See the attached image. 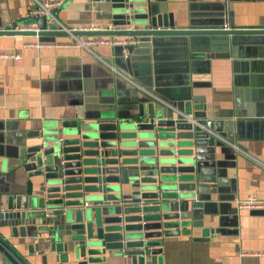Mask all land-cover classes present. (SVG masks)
<instances>
[{
  "label": "crops",
  "instance_id": "0c3cea01",
  "mask_svg": "<svg viewBox=\"0 0 264 264\" xmlns=\"http://www.w3.org/2000/svg\"><path fill=\"white\" fill-rule=\"evenodd\" d=\"M148 3L164 18L171 14L178 29L219 31L227 23L234 30H264V0ZM35 5L34 0H0V54H20L19 61L0 57V211L17 213L27 206L31 215L35 212L33 207L40 203L37 199L41 183L23 168L32 156L29 151L46 136L65 138L72 129L63 128L62 124L74 122L76 117L86 120L110 114L137 122L138 104L146 99L125 79L136 83L131 77L132 67L142 60L141 55L122 51L121 45H91L104 64L88 50L74 46V38L135 42L109 34L123 29L113 26L107 3L64 0L51 8L55 21L45 16L48 24L77 29L111 27V31H76L77 36L64 32L52 35L54 30L49 28L44 30L46 35L38 37L32 32H18L21 28H37L33 19L38 17L29 15ZM36 41L51 45L39 49L29 46ZM259 47L261 51L244 44L229 50L228 57L221 55L191 65L189 86L183 89L189 90L195 102L191 105L197 110L206 109L208 117L215 120L242 121L244 125L239 133L233 126L235 141L231 145L195 149L194 164L212 172L210 176L219 181V185L214 183L213 191L219 188L221 193L212 195L210 201H202L197 216L184 223L179 235L163 238L160 254L151 257V264H264V210L239 209L236 204L250 196L264 201V45ZM179 62L178 55L169 51L162 63L170 73H176L172 76L181 83L184 79L177 78ZM181 90L168 89L166 97L161 98L178 104ZM236 112H242V117L235 116ZM142 155L149 156L150 152L143 149ZM72 188L77 190L79 186ZM99 198L100 195L79 190L68 194L66 204L60 207L70 213L67 220H72L83 209V202ZM40 227L32 216L18 224L15 233L10 227L0 228V240L7 246L6 250L0 245V264H19L12 255L20 264L87 262V257L82 259L76 253L51 251L52 240L39 232ZM88 264L131 263L122 256L103 262L99 255Z\"/></svg>",
  "mask_w": 264,
  "mask_h": 264
},
{
  "label": "water",
  "instance_id": "95a60500",
  "mask_svg": "<svg viewBox=\"0 0 264 264\" xmlns=\"http://www.w3.org/2000/svg\"><path fill=\"white\" fill-rule=\"evenodd\" d=\"M100 1L108 4L113 26L123 29L109 34L135 39L120 50L142 56L134 62L131 77L168 105L144 94L137 122L106 114L63 123V128L72 131L65 138H43L23 164L29 176L41 183L39 206L33 207V215L27 206L17 213L0 214V228L10 227L15 233L18 224L35 216L42 225L39 232L52 240L51 251L76 253L82 259L87 257L88 263L101 255L103 262L122 256L131 264H151V257L160 254L163 238L179 235L184 223L197 216L200 203L221 193L219 188L213 191L219 181L210 176L212 172L194 164L195 149L231 145L235 141L233 126L239 133L244 125L242 121L215 120L206 109L191 105L195 102L189 90H183L189 86L191 65L227 56L229 50L244 44L261 51L264 30L178 29L171 14L164 18L148 0ZM33 24L40 36L47 34L46 28L54 30L52 35L60 33L45 16L34 18ZM169 51L178 55L181 83L162 63ZM176 87L182 89L178 104L162 99L168 89ZM143 149L150 155H142ZM73 186L79 189L73 190ZM79 190L100 198L91 202L95 206L82 209L87 212L81 210L76 219L67 220L70 213L60 206L66 204L68 194ZM0 245L7 250L1 240Z\"/></svg>",
  "mask_w": 264,
  "mask_h": 264
},
{
  "label": "built area",
  "instance_id": "2783aa9c",
  "mask_svg": "<svg viewBox=\"0 0 264 264\" xmlns=\"http://www.w3.org/2000/svg\"><path fill=\"white\" fill-rule=\"evenodd\" d=\"M63 1L64 0H56L53 2H39V1L34 0L36 5L34 8H32L30 10L29 15L31 17L49 16L51 19H53L55 21L54 17L52 16V14L50 12L51 8L58 7ZM57 27H58L57 31L64 32V33H67L70 35H72V33L76 32V31H111V27H108V28H100V27L94 28V27H92L89 29H77V28H65L61 24H57ZM221 30H223V31H238V30L231 29L227 23H225L223 25ZM17 31L18 32H32V33H34L35 37H38V33H39V30L37 28H21ZM74 40H75L74 46H78V47H81L83 49L88 50L89 53L95 59L101 61L104 64H105V62H103L101 60V58L90 49L91 45L107 44V45H111V46H119V45L123 46L125 44L134 43V42L124 43L121 40H86V39L81 40V39H76V38H74ZM50 45L51 44H49L48 42H41V41H36L33 44H29L30 47H33L35 49H39L42 47H49ZM0 57L11 58V59H14L15 61L20 60V54L19 53L0 54ZM109 68L112 71L116 72L114 70V68H112L110 66H109ZM125 79L130 85L137 88L141 93L150 95L151 97H153L155 100L159 101L160 103H163L164 105H168L165 102L161 101L160 99L154 97L152 95V93L146 91L142 86L137 84V82L135 83L133 80H130L128 78H125ZM255 162L259 163V165H263V164H260V162H258L256 160H255ZM141 204H142V202H141ZM236 204H237V207L239 209L264 210V201L257 200L256 198L251 197V196L246 198L245 200H237ZM95 205L96 204H94V203L84 202L83 208L91 207V206H95ZM7 213L8 212H5L4 210L0 211V214L2 216H4Z\"/></svg>",
  "mask_w": 264,
  "mask_h": 264
}]
</instances>
